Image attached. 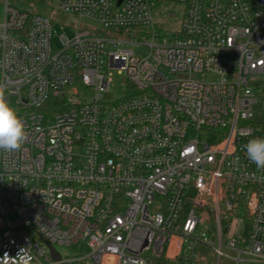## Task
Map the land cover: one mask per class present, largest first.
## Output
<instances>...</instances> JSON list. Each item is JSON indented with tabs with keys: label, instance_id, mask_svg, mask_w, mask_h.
<instances>
[{
	"label": "built area",
	"instance_id": "2783aa9c",
	"mask_svg": "<svg viewBox=\"0 0 264 264\" xmlns=\"http://www.w3.org/2000/svg\"><path fill=\"white\" fill-rule=\"evenodd\" d=\"M58 2L74 22L57 45L50 16L6 4L0 20V84L27 132L0 150V257L264 264V169L244 148L264 137V0ZM169 3L174 31L156 20Z\"/></svg>",
	"mask_w": 264,
	"mask_h": 264
},
{
	"label": "rangeland",
	"instance_id": "374dc122",
	"mask_svg": "<svg viewBox=\"0 0 264 264\" xmlns=\"http://www.w3.org/2000/svg\"><path fill=\"white\" fill-rule=\"evenodd\" d=\"M6 4H8L11 7L17 8L19 10H25L30 13L52 17L54 21V29H55L54 32L55 45H57L58 42L57 39L59 35L63 33H68L69 35L72 34V30L69 26L73 24L74 18L71 15L60 10L58 0H54L53 2L50 3H40L36 0H0V20L4 19ZM164 9L170 10L169 11L170 15L167 18H157L156 20L160 21V23H163L164 27L170 29L171 31L179 29L183 17L182 13L184 7L182 5L169 3L164 5ZM66 25L68 27H66ZM83 26L86 28L92 27L93 34L114 35L113 33L114 31L112 29L110 30L105 29L100 23H96L90 20H84ZM134 52L137 56L144 57L148 54V49L145 46H134ZM122 81H123V76L115 73L113 77V86H112V91L115 97H120L123 94ZM81 91L85 96H88L91 93V90L88 87H82ZM257 106L264 107V96L259 97V103ZM200 218H201V222L199 224L198 230L200 232H203L206 230V225H207L206 215L201 214ZM57 248L63 254L70 252V249L67 246H57ZM204 258L215 260L214 255L210 253L204 255ZM225 261H226L225 259L222 260V262Z\"/></svg>",
	"mask_w": 264,
	"mask_h": 264
},
{
	"label": "clouds",
	"instance_id": "9594fccd",
	"mask_svg": "<svg viewBox=\"0 0 264 264\" xmlns=\"http://www.w3.org/2000/svg\"><path fill=\"white\" fill-rule=\"evenodd\" d=\"M27 138L24 121L5 98V87L0 84V150L13 152L19 150ZM246 156L256 168L264 169V137L249 140L245 146ZM34 257L30 247H21L15 256L7 252L0 257V264H32Z\"/></svg>",
	"mask_w": 264,
	"mask_h": 264
},
{
	"label": "trees",
	"instance_id": "16d2710c",
	"mask_svg": "<svg viewBox=\"0 0 264 264\" xmlns=\"http://www.w3.org/2000/svg\"><path fill=\"white\" fill-rule=\"evenodd\" d=\"M36 1L40 3H50L53 2L54 0H36ZM252 123L258 130L264 132V107L260 106L257 108ZM211 222H213V218L211 219ZM250 264H256V263H250Z\"/></svg>",
	"mask_w": 264,
	"mask_h": 264
},
{
	"label": "water",
	"instance_id": "95a60500",
	"mask_svg": "<svg viewBox=\"0 0 264 264\" xmlns=\"http://www.w3.org/2000/svg\"><path fill=\"white\" fill-rule=\"evenodd\" d=\"M122 2V0H118V4H120ZM53 250V254L59 258V255L57 254V252L52 248Z\"/></svg>",
	"mask_w": 264,
	"mask_h": 264
}]
</instances>
